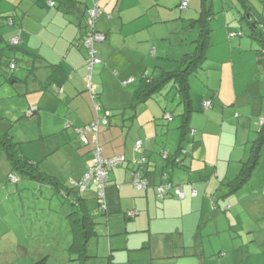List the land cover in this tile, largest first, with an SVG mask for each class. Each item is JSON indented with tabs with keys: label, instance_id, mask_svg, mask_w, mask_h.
<instances>
[{
	"label": "crops",
	"instance_id": "0c3cea01",
	"mask_svg": "<svg viewBox=\"0 0 264 264\" xmlns=\"http://www.w3.org/2000/svg\"><path fill=\"white\" fill-rule=\"evenodd\" d=\"M219 1L188 0L186 6L179 7V0H0V60L18 65L21 58L28 68L25 75L17 76L16 68L11 69L6 61L4 70L0 66V86L12 80V83L24 82V92L20 94L34 96L22 107L36 109L30 116H39V137L28 141L40 142L22 146L23 153L42 166L43 171L56 177L60 184V188H56L39 182L36 189H31L26 180L32 179L20 174L19 182L9 185L8 188H14L13 193L24 198L22 206L26 210L9 211L0 204V235L4 234L6 240L5 248H0V264H34V259L42 257H47V264L53 248L41 243L32 246L30 241L58 236L55 224L60 218L67 219L63 193L69 191H72L71 197L73 191L78 192L86 200L91 215L97 216L95 229L99 219L103 224L100 231L105 234L100 236L96 230L89 243L90 264H204L203 253L196 248L198 234L202 235V225H206L209 218L217 216L221 195L230 196L225 210L231 209L239 220L247 207L251 213L256 209L264 210V187L254 184L249 193L242 192L254 172L237 191L232 192L228 183L240 172L242 162L249 159L264 117V66L258 56L260 45L248 36L230 35L241 30L238 0H229V4L237 9L236 14H231L239 27L230 22L229 14L221 22L217 17V22L212 24ZM223 1L222 9L226 7ZM248 1L254 16L264 20V0ZM94 4L101 9L96 29L106 34L105 40L95 45L102 61L92 70V80L99 93L95 103L88 92V50L82 45L88 10ZM206 7L211 8L207 19L210 22L207 52L194 83L189 77L193 112L187 120L190 132L183 137L180 125L185 108L176 90L171 98L178 100L181 113L180 124L175 127L168 126L163 117L165 112L172 111L165 107L161 115L157 104L152 103L155 95L147 100H141L140 96L146 89L147 77L172 70L171 61L177 64L183 54L194 50L201 26L194 20L205 19L202 15ZM183 31L190 32L189 39L179 37ZM13 38L19 40L14 48L11 47ZM172 39L174 49L170 47ZM159 49L165 56L157 59ZM9 50L13 55L6 57ZM4 57L7 59L3 60ZM194 85L200 88L197 94L191 93ZM172 87L169 95L175 89ZM207 100L212 101V107L203 109L202 103ZM95 105L96 109L99 105L103 109L96 111ZM105 111L109 113L107 123L102 121ZM213 117L221 119V126L226 120L232 124L227 138L233 151L226 147L222 150L221 146L218 150L209 149L208 145H215L216 139L224 146L227 144L223 138L225 133L216 135L213 130ZM99 118L97 140L103 156H124L127 160L108 172L109 185L116 187L118 205L117 212L108 215L99 209L95 183L83 193L72 184L82 179L94 159L93 145L85 146L77 129ZM127 121H131L129 126L125 125ZM231 135L235 136V141ZM88 137L90 141L95 139L94 134ZM190 137L195 145L188 155L185 149ZM137 140H142L143 151L136 149ZM261 150L262 156L264 142ZM158 151L160 160L156 155ZM164 152L169 158L162 156ZM53 155L59 156V160L44 167L42 161ZM177 155L182 161L179 165L172 160ZM143 156L147 158L143 174L150 186L141 190L134 185L132 162ZM164 176L184 188V199L174 193L164 199L157 197L156 186L165 180ZM3 181H6L4 185L8 184L6 174ZM42 184L46 190L41 189ZM194 188L196 194H193ZM241 192L246 194L241 197ZM42 202L43 205L35 208L30 206ZM29 208L34 210V215L31 211L26 213ZM65 227V247L69 248L71 227ZM68 248L63 251L68 253ZM220 255L225 256L222 250ZM223 257L215 262L223 264L227 256Z\"/></svg>",
	"mask_w": 264,
	"mask_h": 264
},
{
	"label": "rangeland",
	"instance_id": "374dc122",
	"mask_svg": "<svg viewBox=\"0 0 264 264\" xmlns=\"http://www.w3.org/2000/svg\"><path fill=\"white\" fill-rule=\"evenodd\" d=\"M229 2H230L229 0L223 1V3L226 4V7L224 9H222L221 0L218 2V4L215 6V9H214V12L216 13V17L212 21V24L217 22L218 20L216 19L217 17L220 18L219 22H221L225 19L226 14L227 15L229 14L228 17L231 19L230 22L233 23L234 26L239 27V23L237 19L233 20L232 18L233 15L231 14V13L236 14L237 9L235 10L231 8ZM189 34L190 32L183 31L181 34H179V37L186 40V39H189V36H188ZM177 41H178V37H177ZM96 44L98 45V43ZM172 44L173 45L170 46L171 48L173 46L176 47L175 40L173 39H172ZM167 47L168 49H170L169 44H167ZM158 52L159 53H157V59H158V56L161 58L165 56L164 54H161L162 51H160V49L158 50ZM10 55H13L11 50L6 52V57ZM17 56L19 58L21 57V55L18 53H17ZM6 57H4L3 60L7 59ZM171 63L173 65L172 67V70H173L177 67V64L172 61ZM1 68L2 70H4L3 67ZM27 70L28 68L26 67L25 63L20 58V64L17 65L16 70H15L16 75L21 76V74L26 73ZM95 70H97V68H95ZM197 75L198 73L191 75L190 78L193 81V83H194V78L197 77ZM95 78L96 77L94 76V80ZM12 82L13 80L10 81L9 83L6 82L4 85L0 86V134L9 133L11 137H13V140L15 142L20 143L21 148L22 146L27 147V145H30V146L39 145L40 141H28V140H33L34 138L39 137L40 123H41L39 116L38 115L30 116L31 114H29V109H24L22 107V105H25L26 102L31 101L34 98V96H32L31 94H27V95L20 94L22 91L24 92L23 90L25 86L24 82H17V83H12ZM194 86L195 88L192 87L191 93L197 94L196 92L200 88L197 85H194ZM172 88L173 87L171 84L166 85L161 92L155 94V96L151 99V101L152 103L157 104V109L160 110L161 115L165 107H167V110L172 111V115L174 116L173 121L171 122L167 121V124L170 127H173V126L175 127L178 124H180L179 114L181 113V107L177 105L178 100L173 101V99L171 98V96L175 94L176 88L172 91L171 95H169V92L171 91ZM203 109H204V105H203ZM20 111H23V112L21 113ZM132 111L128 110V112H132ZM205 118H209V117H205ZM130 124H131V121L125 122V125L127 126H129ZM211 126L214 127L213 130L215 131L216 135L220 134L221 132L225 133L223 138L225 139L227 144L224 146L223 142L222 144H220V142L218 141L219 139H216L217 143L215 145H208L209 149L214 151V150H218L219 147L221 146L222 150H224V148L226 147L227 150L232 149L233 151V148L229 146V140L227 138V135L231 132L232 124H230V121L229 120L224 121V124H222L221 126V119L219 120L213 117ZM231 137H233L235 141V136L231 135ZM187 144H188V147L187 148L183 147V148L184 149L186 148L185 150L187 151L188 155H190L192 152V148L195 145V143L192 142L191 137H190V140L187 142ZM156 155H157V159L159 160L162 159L160 151H158ZM55 160H59V156L53 155V157L50 159H48L47 157L46 159L42 161L41 164H43V166L46 167L45 165H51L50 164L51 161H54V163H56ZM48 169L50 171L52 169L51 166L48 167ZM63 169L64 167H62L59 170V174H61V171ZM10 171H11L10 161L8 160L5 152L0 149V204H1V207H5L9 211L15 210L18 212H22L26 210V209L24 210L22 206V200L24 198L16 194V192L13 193L14 188H8L9 185L15 184V182H11L8 179L10 175ZM5 174L8 180L7 182L8 184H6L7 186L4 185L6 181L2 182V180H4ZM64 174L65 172L63 171L62 176ZM26 181H28V186L31 189H36L35 186L39 184L38 181L36 182L33 180H26ZM17 182L19 181L17 180ZM221 184L222 183L218 185H221ZM254 184H256L257 186L260 185L264 187V150L262 152L260 163L255 168L254 174L248 186L242 192L249 193L250 188L253 187ZM41 189L46 190L44 184H42ZM30 191L32 192V190ZM19 193L22 194V191H19ZM241 193L239 194L241 197H243V195L246 194V193H242V194ZM93 194H94L93 195L94 200L96 201V194L95 193ZM97 194H98V189H97ZM229 197L230 196L229 195L227 196V193L221 195V197L218 199V205H220V207L217 210L218 212L217 216H212L211 218H209L207 220L206 225L204 224L202 225L203 226V228L201 229L202 235L198 234L199 242L196 248H198V251L200 250L202 251L203 257H204V264H218L215 261L223 257V255L222 256L220 255V250H222L225 256H227L223 264H263V261H264V210L256 209L253 213H251L250 211H248L249 208L247 207L245 209V212H243L241 216V220H239L238 217L237 218L235 217L231 209L229 211L225 210L228 204L226 200L229 199ZM57 199L58 201H60L59 198ZM43 203L44 202L40 204L34 203L33 205H30V206L32 208H35V206L43 205ZM32 208L27 209L26 213H29L31 211L34 215V210ZM58 209L59 211H61L60 203L58 205ZM257 213L262 214V215H256ZM63 216H66V214H63ZM92 216H93V219L96 220L95 218L97 216L94 213ZM231 217H233L232 221H230ZM55 225L59 229L58 236L51 237L48 239H36L35 241H30V244L32 246H38L41 243L42 246L46 244L47 246H51L53 248V254L52 256L48 258L47 264H71L70 254L63 251V248L64 249L68 248V246L65 247V243L67 242V236H65V231L67 233V228L65 226L68 225L70 227V222H69L68 217L67 219L66 217L65 219L60 218ZM100 227H103V224L101 223L99 219L98 226L96 225V230L98 231V234L101 236V233L103 232L100 231ZM103 234H105V232ZM68 238H69V235H68ZM4 242H6V240L4 239V234H1L0 235V248L1 249L5 248ZM102 243H103V237L101 238V244ZM40 259L41 258L34 259V264H36L35 262H37ZM66 260L67 262L65 263ZM102 260L103 259H101L100 261Z\"/></svg>",
	"mask_w": 264,
	"mask_h": 264
},
{
	"label": "trees",
	"instance_id": "16d2710c",
	"mask_svg": "<svg viewBox=\"0 0 264 264\" xmlns=\"http://www.w3.org/2000/svg\"><path fill=\"white\" fill-rule=\"evenodd\" d=\"M248 2H249L248 0H238L237 3L240 4L241 6V9L239 10L240 13L239 23L241 30L239 32H232L230 35L248 36L258 41L260 45L258 56L260 62L264 66V20L258 19L254 16L252 7L249 6ZM180 6H181V1L179 0V7ZM210 10L211 8L206 7L205 10L203 11L202 16H204L205 19L201 18L194 20V22H200L201 25L199 29V38L196 40V46L194 47V50L189 53L183 54L181 58L176 61L177 67L175 69L162 70L161 73H158L151 77L150 76L147 77L146 89L143 91V93H141L140 96L141 100L143 99L147 100L153 97L156 93L161 92L166 85L172 84L176 88L177 94L179 95L180 98V102L181 104L184 105L185 108L184 113L182 114L184 117V121L180 125V129L182 130L183 137L190 132V128L187 124V120L189 119L191 113L193 112V108L191 104L189 77L197 73V70L201 67L202 62L204 61L206 56L207 39L210 31L209 29L210 22H208L207 19H209L211 16ZM247 15H250V19L247 17ZM253 23H255L256 26ZM96 31L98 30L96 29ZM103 34L105 35L106 38V34L105 33ZM11 47L14 48L15 47L14 44H11ZM6 61L7 60L5 61L0 60V66L4 68L5 67L4 64L6 63ZM9 62L11 61H7L8 66L10 67L11 63ZM92 84L95 87V93L94 95L91 94L89 90V85H88V92L91 96V100L95 103V99L98 98L99 93L97 92L96 85L94 83ZM98 107H99L98 110L103 109L101 105H99ZM95 110L97 111L96 105H95ZM31 111L33 114L36 112V109L34 111L30 109L29 114ZM166 113L167 112L164 113L163 117L166 121L169 122V120L165 118ZM104 114L105 116L102 117H106L107 115H109V113L106 111ZM97 120L101 121V118ZM89 124H85L83 127ZM89 134H93V132L87 134L88 140H89L88 137ZM263 142H264V117L260 120L258 137L253 141L249 159L245 162H242V167L240 169V172L237 174V176L234 179H231L228 182L232 187L231 190L232 192L237 191L242 185L247 183L248 180L251 178L255 170V167L260 161L261 151H262L261 148ZM92 143L93 140L92 141L89 140V143L88 144L84 143V145L88 146L91 145ZM0 149L5 152L8 160L10 161L11 171L8 179L11 182L16 183L18 180V176L21 174L29 179L41 183L50 184L56 188H60L58 179L43 171L38 165V163L30 160L23 153L20 143L15 142L13 140V137H11L9 133L0 134ZM72 184L73 186H75V182ZM73 189L75 188L73 187ZM63 194L65 195L66 198L65 201L67 202L66 214L70 222L71 233H72V241L68 248L70 259L71 261L74 262V264H90L91 255L89 254L88 248L90 241L96 235L95 221L90 213V209L86 203V200L83 199L80 196V194H78V192L73 191L74 195L72 197H71L72 191ZM107 194H108L107 211L103 212L106 215L117 212L118 210L116 187L114 185H109V180H108ZM46 258L47 257H42L40 260L36 262V264H45Z\"/></svg>",
	"mask_w": 264,
	"mask_h": 264
},
{
	"label": "built area",
	"instance_id": "2783aa9c",
	"mask_svg": "<svg viewBox=\"0 0 264 264\" xmlns=\"http://www.w3.org/2000/svg\"><path fill=\"white\" fill-rule=\"evenodd\" d=\"M181 7L187 5L188 0H180ZM53 3V2H52ZM101 13V9L99 8L98 4H94L92 8L88 10L87 20H86V28L87 31L82 38V45L88 50V82H89V90L91 94L94 95L95 87L92 84V70L94 65L99 64L101 59L98 57V51L95 47L97 42L103 41L105 39V35L96 31L95 23L96 19L99 17ZM19 40L17 38L12 39V43L17 45ZM17 67L16 63H11V69H15ZM204 109H209L212 107L211 100H207L203 102ZM99 109V107H97ZM32 112V111H31ZM30 112V113H31ZM107 117V116H106ZM105 118L102 119L104 123H107L108 120ZM165 118L169 121L173 120V115L170 112L165 114ZM100 125V120L93 122L89 125L81 129H77L81 135L82 139L85 144L89 143L87 138V134L93 132L95 135V139L93 140V152H94V159L92 166L84 173L82 179L79 182H75V187L78 189L80 193H83L85 189H87L92 183H95L98 188L97 198L99 200V207L102 212L107 211L108 206V172L110 169L114 168L115 166L124 164L127 160L124 156H115L110 158H105L102 154V147L97 140L98 135V128ZM193 132V130L191 131ZM136 149L139 151H143V143L142 140L136 141ZM165 159L169 158L167 152H164L162 155ZM172 160L175 164L179 165L182 163L181 159L177 156L172 157ZM147 162L146 157H141L140 159L133 161L132 164L134 166L132 173H133V180L134 185L141 190L146 189L150 186V181L147 177L143 174L144 165ZM167 176H164V181L156 186V194L159 199H164L170 194H175L180 199L185 198V191L181 185H174L168 179L166 180ZM197 190L193 189V194H196Z\"/></svg>",
	"mask_w": 264,
	"mask_h": 264
},
{
	"label": "water",
	"instance_id": "95a60500",
	"mask_svg": "<svg viewBox=\"0 0 264 264\" xmlns=\"http://www.w3.org/2000/svg\"><path fill=\"white\" fill-rule=\"evenodd\" d=\"M247 17L250 19V15H247ZM255 26H256V24L255 23H253Z\"/></svg>",
	"mask_w": 264,
	"mask_h": 264
}]
</instances>
